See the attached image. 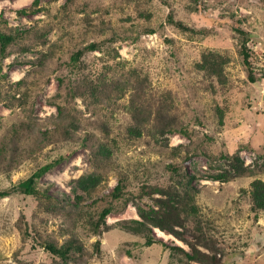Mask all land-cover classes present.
I'll list each match as a JSON object with an SVG mask.
<instances>
[{
    "label": "rangeland",
    "instance_id": "1",
    "mask_svg": "<svg viewBox=\"0 0 264 264\" xmlns=\"http://www.w3.org/2000/svg\"><path fill=\"white\" fill-rule=\"evenodd\" d=\"M33 1L0 0L1 27L30 30L0 53V189L55 163L38 181L47 196L0 197V264H205L170 247L191 252L189 241L224 264H264L250 193L264 180V0H40L18 12ZM238 26L252 34L255 81ZM125 174L127 203L113 200L96 233ZM189 176L194 217L177 196ZM163 200L186 227L167 218L173 231L156 226L146 244L126 225ZM71 237L82 249L67 260L43 245Z\"/></svg>",
    "mask_w": 264,
    "mask_h": 264
},
{
    "label": "trees",
    "instance_id": "2",
    "mask_svg": "<svg viewBox=\"0 0 264 264\" xmlns=\"http://www.w3.org/2000/svg\"><path fill=\"white\" fill-rule=\"evenodd\" d=\"M39 1L40 0H34L31 6L24 7L20 9L18 12L21 14L27 13L29 9H32V7L38 5ZM168 19L171 23L175 24L177 27H180L183 29L194 30V28L188 26L183 21L175 19L173 13H169ZM236 30L241 34L242 39H243L242 48H241L243 62L248 68L249 78L252 81H255L256 76L254 74L253 64L251 60L252 53H251L250 47L247 44L252 34L250 31L245 30L239 26L236 27ZM29 31L30 30H16L15 32H8V31H5L0 25V53L1 55L6 56L9 46L15 41H17V39L20 36H22V34H24L25 32L27 33ZM98 46L99 44L95 41V42H90L89 44L73 51L70 57V63L72 64V66L80 67V65L82 64V56L84 55V53L87 50L95 49ZM92 90L97 91L98 86L93 84ZM62 109L63 108H61V110ZM66 131L68 132V130ZM54 163L55 161L43 164L42 166L37 168L30 176L19 181L17 184H14L13 186L9 188L0 189V197L9 195L16 191L22 192L26 195L35 196L36 198H39V199H42L43 196H47V194L44 191L39 189L38 181H39V178L42 175H44L54 165ZM171 168H173V170H178L177 167L174 165H172ZM192 179L193 177L189 176L186 186L184 188L183 194H180L179 192V191L182 192V190H178L177 196H178V199L181 201L182 210L185 211L187 215L194 217V214L198 213L197 207L193 204H189V200L194 198V194L191 193ZM127 181H128V177L126 174L119 177L118 183L116 184L113 191L111 192L112 201L109 202L104 207H102V209L100 210L98 214L97 219L92 222V225L95 229L94 231L96 233L101 232V223L104 222L106 220V217L115 210V204L113 200L123 199L125 197V194H126L125 190H126V187L128 186ZM83 187L85 189H88L87 182L83 184ZM154 188L164 194L167 193V190L160 188L159 186H154ZM250 193H251L252 203H253L252 207L256 211L255 217L258 218L259 211H264V180L261 178L254 179L251 182ZM127 199L128 198H124V202L127 203ZM187 203L189 205V208L186 207ZM165 205H166V209L163 208ZM171 206H172V210L175 212L170 211V209L168 208L169 204L165 202V200L161 201V204L158 209L154 208L153 210H148L145 208H139V214L142 217V219H133L132 223L127 224L126 227L133 232L144 234V236L146 237V244L151 245L156 241L155 237L152 236L154 227L157 226L169 232L173 231L175 225H181L183 227H186L185 222L182 220V218L180 220L174 218V217H179L181 215V213L177 215V211H180V207L174 206V205H171ZM167 218L175 219L176 224L175 223L173 224L174 227L171 228L167 225V221H166ZM184 219L186 220L188 219V217L185 216ZM198 227H199L198 229L199 232L202 233L201 236L204 237L205 234L203 232V228L201 224H198ZM43 243H44L43 245L45 246V248L51 254H53L54 256H58L64 260L71 258L73 251L82 249L80 244H78L77 239L75 237L68 238L61 244H58L53 241H44ZM100 243L101 241L97 240L96 245L98 249L100 248ZM189 244L191 245L193 249L191 252L182 248L181 246H170V247L174 249H180L185 254V256L188 258L189 261L196 260V261H199L205 264H224L225 263L222 258L217 257V253L214 250H212V248L210 250L211 253H208V252L199 250V248H197L196 245L191 241H189Z\"/></svg>",
    "mask_w": 264,
    "mask_h": 264
}]
</instances>
